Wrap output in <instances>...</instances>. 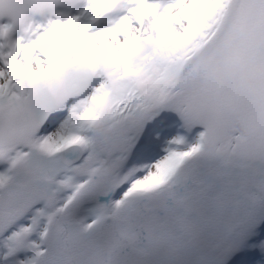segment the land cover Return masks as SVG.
<instances>
[{
    "label": "snow or ice",
    "instance_id": "1",
    "mask_svg": "<svg viewBox=\"0 0 264 264\" xmlns=\"http://www.w3.org/2000/svg\"><path fill=\"white\" fill-rule=\"evenodd\" d=\"M0 264H264V0H0Z\"/></svg>",
    "mask_w": 264,
    "mask_h": 264
}]
</instances>
